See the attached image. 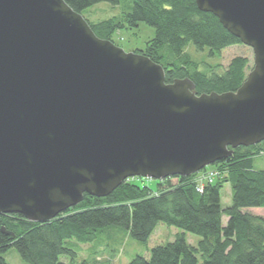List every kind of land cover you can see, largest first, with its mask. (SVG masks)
I'll return each mask as SVG.
<instances>
[{"label":"water","instance_id":"obj_1","mask_svg":"<svg viewBox=\"0 0 264 264\" xmlns=\"http://www.w3.org/2000/svg\"><path fill=\"white\" fill-rule=\"evenodd\" d=\"M196 2L254 51L236 91L167 83L65 0H0V214L46 222L85 194L191 176L264 141V0Z\"/></svg>","mask_w":264,"mask_h":264},{"label":"trees","instance_id":"obj_2","mask_svg":"<svg viewBox=\"0 0 264 264\" xmlns=\"http://www.w3.org/2000/svg\"><path fill=\"white\" fill-rule=\"evenodd\" d=\"M65 1L82 14L101 2L120 3ZM88 22L100 38L114 43L119 30L138 27L141 22L153 26L155 37L144 49L134 51L161 64L167 83L190 78L200 94L236 91L248 75L247 57L236 56L219 71V64L202 69L201 62L186 51L193 43L198 51L207 48L209 56L219 57L223 49L243 44L219 18L201 11L196 0H133L122 16ZM259 155H264V141L237 147L214 165L219 173L202 192L197 185L199 173L158 180L156 189L133 181L143 179L140 177L125 181L106 197L85 194L78 205L46 222L31 221L20 214H0V264H9L4 254L11 248L26 264H75L77 251L72 240L91 243L106 229L118 226L145 243L160 222L199 235L198 245L189 244L183 232L173 241L152 248L150 258L137 256L129 264H198V254L202 264H264V217L244 210L264 208V169L254 166ZM173 178L177 179L174 184ZM226 183L231 185L232 202L223 208L221 191ZM61 256L70 262L61 261ZM80 264L89 263L84 260Z\"/></svg>","mask_w":264,"mask_h":264},{"label":"rangeland","instance_id":"obj_3","mask_svg":"<svg viewBox=\"0 0 264 264\" xmlns=\"http://www.w3.org/2000/svg\"><path fill=\"white\" fill-rule=\"evenodd\" d=\"M132 4L133 0H120V3L116 5L108 2H101L83 11L82 15L90 22H98L114 16H122L130 9ZM154 37L155 28L146 22H141L138 27L119 30L114 35V40L118 46L122 47L127 52H131L136 49H144L147 41ZM186 51H188L194 59L201 62L202 69H205L206 65L215 66L219 64V71L225 70L230 61L236 56H244L249 59L248 73L254 66V51L245 44L229 46L223 49L219 57L209 56V49L207 48L204 51H198L193 43L188 44ZM254 166L257 169H264V155H259L255 158ZM208 168L217 170L214 165L208 166ZM200 172H198L199 175L197 179L201 177ZM133 178L140 177H132V179ZM133 181L139 184H149L152 188L156 189L158 180L143 178L137 180L133 179ZM171 181L174 184L177 182V179L173 178ZM207 183L208 182L205 184ZM221 195L223 208L230 206L232 202V189L229 183L224 184ZM244 210L264 217V208H246ZM226 221L227 217H224V224ZM183 232L185 231L178 227L160 222L150 239L144 243L133 239L125 228L113 226L101 233L99 238L94 242L79 243L76 240H72L73 247L77 251L75 264H80L84 260L89 264H129L137 256L150 258L152 248L173 241L177 235ZM185 237L187 242L193 246H197L201 239L199 235L191 232H185ZM4 257L9 264H26L15 248L9 249L4 254ZM198 259V264H202L200 254H198ZM60 260L66 263L70 262L67 256H61Z\"/></svg>","mask_w":264,"mask_h":264},{"label":"built area","instance_id":"obj_4","mask_svg":"<svg viewBox=\"0 0 264 264\" xmlns=\"http://www.w3.org/2000/svg\"><path fill=\"white\" fill-rule=\"evenodd\" d=\"M218 171L217 170H211L210 168H206L203 171L200 172V178L199 180V184H198V190L200 192H202L204 190V184L206 182L208 183H212L214 182L216 176L218 175Z\"/></svg>","mask_w":264,"mask_h":264}]
</instances>
